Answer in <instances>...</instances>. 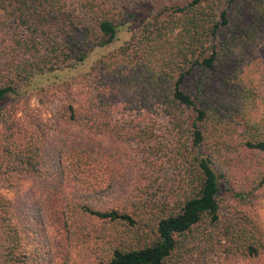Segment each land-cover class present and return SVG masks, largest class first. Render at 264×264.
I'll use <instances>...</instances> for the list:
<instances>
[{
    "label": "trees",
    "instance_id": "1",
    "mask_svg": "<svg viewBox=\"0 0 264 264\" xmlns=\"http://www.w3.org/2000/svg\"><path fill=\"white\" fill-rule=\"evenodd\" d=\"M263 44L264 0H0V264L27 259L7 194L41 178L66 189L60 234L100 225L97 264L261 258L243 205L264 187V67L251 61ZM46 98L59 125L134 145L136 187L120 190L110 162L80 143L53 146L47 162L44 118L32 115Z\"/></svg>",
    "mask_w": 264,
    "mask_h": 264
},
{
    "label": "rangeland",
    "instance_id": "2",
    "mask_svg": "<svg viewBox=\"0 0 264 264\" xmlns=\"http://www.w3.org/2000/svg\"><path fill=\"white\" fill-rule=\"evenodd\" d=\"M137 28L138 26H131L128 30L121 32L118 41L113 45L97 49L90 55L80 72L90 71L91 67L97 65L100 59L115 52L125 41L130 39ZM252 60L260 64V67H264V44L259 53L252 57ZM62 96V94L59 95L60 98ZM45 100L44 105L37 104V100L33 102L32 115L44 118V134L46 136L44 157L47 162L55 159L53 146L59 147L62 143H80L96 148L110 162L117 172L116 180L120 190L126 188L129 191L136 187L139 166L136 163L134 145L117 141L110 135H95L80 127L59 125L55 111L59 105L58 102H51L53 101L51 98ZM46 185L47 182L43 178L36 179L26 183L21 192L7 194L16 204V211L25 233L23 246L27 256L26 264H97L103 254L101 244L97 239L100 225L80 221L77 231H70L65 236L62 235L63 233L60 234L62 228L56 226L58 210L54 205L66 189L62 195H59L55 191L47 189ZM243 186L246 189L247 182ZM68 197L71 198L69 192ZM243 206L249 212L250 218L256 221L264 237V187L254 195H249V200L246 199ZM235 264H264V255L259 259H241Z\"/></svg>",
    "mask_w": 264,
    "mask_h": 264
}]
</instances>
